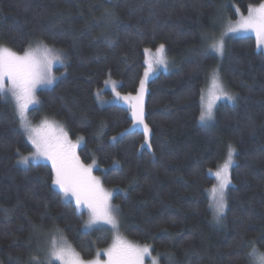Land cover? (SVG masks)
<instances>
[{"label":"trees","instance_id":"obj_1","mask_svg":"<svg viewBox=\"0 0 264 264\" xmlns=\"http://www.w3.org/2000/svg\"><path fill=\"white\" fill-rule=\"evenodd\" d=\"M263 2L0 0V47L24 52L44 43L64 55L55 83L38 92L33 120L59 121L71 138L84 139L79 155L95 161V173L115 190L125 236L148 245L160 264H254L252 247L264 252V50L254 35L227 39L221 60L208 47L220 32V10L234 19L235 7L246 13ZM161 44L175 63L149 82L152 148H142L144 132L129 129L130 109L102 104L97 91L112 78L120 91L137 92L144 50ZM216 68L234 100L221 101L205 123L202 97ZM230 149L231 183L216 221L214 171ZM33 150L14 104L0 97V264L46 261L53 228L84 258L95 257L109 233L85 228L86 212L53 185L51 163L20 162Z\"/></svg>","mask_w":264,"mask_h":264},{"label":"snow or ice","instance_id":"obj_2","mask_svg":"<svg viewBox=\"0 0 264 264\" xmlns=\"http://www.w3.org/2000/svg\"><path fill=\"white\" fill-rule=\"evenodd\" d=\"M239 30H253L256 34L258 43L264 45V3L258 7L249 6L248 15L241 17L238 26H229L228 32ZM209 48L219 54H223V39L214 41ZM147 59V69L144 72V79L140 81L139 92L135 97L124 96L121 99L125 101H135L131 104L132 118L138 125L143 127L147 135L151 129L144 123V95L146 91V82L154 64L164 65L166 59L164 56L165 45L161 44L153 56L151 49H145ZM59 62L63 64V56L60 50L50 48L47 45H38L35 49H27L23 55L11 51L8 48L0 47V97L10 94L15 101L17 116L21 128L27 134L34 152L32 158H45L51 161V167L54 172L53 185L58 187L65 197L75 198V206L79 211L81 208L87 209L89 219L87 225H93L99 222L111 225L113 229H118L116 212L118 208L111 204L112 192L105 190L98 177L92 175L93 164L85 165L77 154L79 141L73 143L67 132L60 129L58 135H50L44 131L52 128L47 121L44 122V129L34 128L28 119L29 106L36 103L35 92L38 86L51 83L55 77L52 74L53 65ZM8 82L10 87L5 86ZM213 90L211 100L201 111L199 120L201 122L211 119L213 116V101L226 99L233 100L231 96L216 76L212 81ZM114 88V85H113ZM116 96L120 94L117 92ZM203 99V97H202ZM115 140V137H113ZM150 148V142L146 140ZM143 147V146H142ZM234 150L230 149L227 161L221 169L214 173V177L219 183L211 189L210 207L214 210L215 218L221 219L226 208L225 189L231 183L229 168L232 166V156ZM30 157L21 156V161L27 164ZM107 261L103 264H144L146 256H151V248L148 245H132L123 240L119 235L115 237L113 245L106 250ZM253 257L254 264H264V252H259L253 246L248 253ZM99 256V253H97ZM32 259L37 264H54V261H60L61 264H102L99 259L85 261L80 258L64 238L61 236L59 241L55 238L51 240L46 261H40L38 257ZM152 264H158L156 258H152Z\"/></svg>","mask_w":264,"mask_h":264},{"label":"rangeland","instance_id":"obj_3","mask_svg":"<svg viewBox=\"0 0 264 264\" xmlns=\"http://www.w3.org/2000/svg\"><path fill=\"white\" fill-rule=\"evenodd\" d=\"M222 3H223V2H222ZM263 3H264V2H263ZM258 6H259V5H256V6H254V7H258ZM219 10H220V9H219ZM234 10L236 11V18H234V19H230V18H228L227 16H225V15H226V12H225V14H223V10H220V11H219V12L222 14L221 17H220V19H219V22H220V23H219V24H220L219 31H220V32H219V33H216L215 35H213V36L211 37V39H209V45H208V47H209L214 41H218V40H220V39H223V42H224V50H223V54H222V55L219 54V53H217V52H215L214 50H211V49L209 48L211 51H213L214 53H216L218 59H220V60L223 58V55H224V52H225L226 41H227V39H229V38L232 37V36H238V35H254L255 38H256V42H257V44H258V47L261 48L262 50H264V45H260V44L258 43V40H257L256 34H255V32H254L253 30H239V31H236V32H228V31H227V29H228L229 26H233V27L238 26L239 21H240V19H241L242 16H243V17H246V16L248 15V12L244 13L242 10H239L238 7H235ZM248 11H249V10H248ZM217 13H218V12H217ZM41 44H42V45H46V44H44V43H38V44H35V45H32V46H29L27 49H29V48H31V49H35V48H37L38 45H41ZM47 46H48V45H47ZM2 47L8 48V49H10L11 51L15 52L14 50H12L11 48H9V47H7V46H2ZM48 47H49V46H48ZM50 48H51V47H50ZM16 53H18V54H20V55H23L24 52H16ZM152 53H153V56H154V55H155V52H152ZM62 56L64 57V55H62ZM164 56H165V59H166V67H165L164 65L154 64V65H153V69H152V71L150 72V74H149V78H148V80H147V82H146V85H145V87H146V91H145L144 102H143V107H144V123L147 124L148 127H149L150 129H151V127H150V125L148 124V122H147V120H146V117H145V112H146V110H145V103H146L147 93H148V90H149V82H150V80H151L154 76H156V75L159 74L160 72L171 70V69L173 68L174 63H175L174 60L170 57V55H169V53L167 52L166 49H165V51H164ZM147 59H148V57H147ZM64 64H65V60H63V64H60L59 62H57V63H55V64L53 65L52 74H53L54 77H55V67L63 66ZM146 69H147V67H146ZM216 76L219 77V81H220V83L223 85L224 89H225V90H226L231 96L234 97V93L230 90V88H228V87L226 86V84H225V82H224V80H223V78H222V76H221L220 70L216 68V69L213 70L212 75H211V77H210V80H209V82H208V85H207L206 91H205V93L203 94V99H202V100H203V109L206 107L207 103L211 100V94H212V90H213L212 81H213V78L216 77ZM143 79H144V74H143V76L141 77V80H143ZM54 83H55V79H54L51 83L42 84V85H40V86L37 87L36 92H35L36 103H35V104H32V105L29 106V110H28V113H27V115H28V119L30 120V122H31V124H32V126H33L34 128H40V129H44V122L47 121L49 124L52 125V128H51L50 131H49L48 129H44V131H45L46 133L50 134V135H53V136L58 135L60 129L63 128V130H64L65 132H67L69 139H70L73 143H76L77 141H79V146H78L77 149H76L77 154L79 155V148H80V147L82 146V144L84 143V139H83V138H78V139H73V138H71V136H70L69 133H68V130H67L66 126H65L64 124H62L61 122H59V121H56V120L50 119V118H48V117L43 118V119H41L40 121H34L33 118H32V115H33V114H32V110H33V108L35 109V108L40 107V99H39V94H38L39 90L42 89V88H45V87H50V86H52ZM113 85H114V88H113ZM119 85H120V83H119L117 80H114V79H112V78H108V79H106L105 82H104L103 87H102L100 90L97 91V95L100 94V96H101V97H100V102H101L102 104L119 103V104H121V105H124V106H126V107H128V108L130 109V112H131V115H132L131 104L134 103L135 101H125V100L121 99V97L129 96V95H131L132 97H135V96L137 95V93L139 92L140 84H139V87H138L137 92H135V93H125V92H122V91L119 90ZM5 86H6V87H10V85L8 84L7 81L5 82ZM117 92L120 94L119 97L116 96V93H117ZM5 96L8 97V98L12 101V103L14 104V106H15V101L13 100V98L11 97V95L8 94V95H5ZM224 100H226V99H220V100H215V101H213V105H214V106H213V116H212L211 119H207V120H205V121H203V122H205V123H206V122H207V123L212 122V120L214 119L215 109H216L217 105H218L221 101H224ZM233 100H234V99H233ZM233 100H230V101H233ZM15 109H16V106H15ZM16 112H17V109H16ZM33 113H36L35 110H33ZM31 114H32V115H31ZM129 129H130V130L138 129V130L143 131V127H142L141 125H138V124L136 123V121H134V119H133V123H132V125L129 127ZM143 132H144V131H143ZM151 134H152V131H151V133H150L149 135H147V137H146V134L144 133V139H143V143H142V146H143V147H142V148H149V147H148V143H146V140H147L148 142H150V145H151L150 148H152ZM33 152H34V150H33L32 152H30L29 154L25 155L26 157H30V159H29L28 162H30V161H47V162L51 163V161H49V160H47V159H45V158H38V159H37V158H32V157H31V153H33ZM79 157H80V155H79ZM80 159H81V157H80ZM81 160H82V159H81ZM82 161H83V160H82ZM232 161H233V159H232ZM225 162H226V161H225ZM225 162H224V163H225ZM83 163H84L85 165H89V164H87V163H85V162H83ZM224 163H223L218 169H216V170L214 171V173H215L217 170L221 169L222 166L224 165ZM233 163H234V161H233ZM233 163H232V165H233ZM95 167H96V163L93 164L92 175L95 176V177H98V178H99V180H100V182H101V184H102V186H103V188H104L105 190H107V191H109V192H112L111 204H112L114 207H116L115 204H114V202H113V195H114V193H115V190L112 189V188H110V187H107V186L103 183L101 177L95 173ZM230 170H231V169L229 168V174H230ZM218 183H219V181L216 179V183H215V185H217ZM215 185H214V186H215ZM57 188H58V187H57ZM212 188H213V187H212ZM212 188H211V189H212ZM58 189H59V188H58ZM226 191H227V188L225 189V202H226ZM210 197H211V194H210ZM67 198H68V199H71V200H73V201L75 202V198H74V197H72V196H68ZM80 210L86 212V215H85V217H86V220H85V228H87V229H93V228H99V227L102 228V227H103V228L109 233V235H110L111 240H110L109 244H108L105 248L101 249V250L98 252V253H99V256L96 255V256L93 257V258L87 259V258H84V257H83V256H82V255H81V254H80L75 248H74V246L72 245V243L69 241V239L67 238V236L65 235V233H64L61 229H59V228H53V229L49 232V234H47L46 239L44 240V244H43V248H44L43 251H44V252H43V254H44L45 259H47V253H48V249H49V246H50L51 240H52L53 238H55L57 241H59V238H60L61 236H62V237L64 238V240L67 242V245H69V246L71 247V249H73L76 253L79 254L80 258H82V259L85 260V261H91V260L99 259V260L102 262V264H103L104 261H107L108 257H107V254H106V250H107L108 248H110V247L113 245L114 240H115V237H116L117 235H119L123 240L129 242V243L132 244V245H138V246H141V247L144 246V244H140V243H138V242H136V241H134V240H132V239H130V238H128V237L125 236V234H124V232H123V229H122V224H121L120 215L118 214V212L115 213V214H116V218H117V222H118V229H113V228L111 227V225L105 224V223H103V222H99V223H96V224H93V225H90V226L87 225L86 222H87L88 219H89V213H88L86 207H85V208H81ZM220 220H221V219H219V220L216 219V221H220ZM152 258H156V260L158 261V264H160V262H159V258H158L157 256L153 255V253H152V249H151V256H146V257H145V259H144V264H148V259H150V264H152ZM54 264H61V262H60V261H54Z\"/></svg>","mask_w":264,"mask_h":264}]
</instances>
